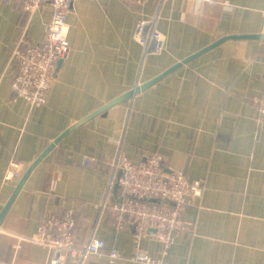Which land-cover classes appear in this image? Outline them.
Segmentation results:
<instances>
[{
    "label": "crops",
    "instance_id": "1",
    "mask_svg": "<svg viewBox=\"0 0 264 264\" xmlns=\"http://www.w3.org/2000/svg\"><path fill=\"white\" fill-rule=\"evenodd\" d=\"M76 0L68 12L70 52L47 104L14 99L12 52L25 37L42 40L52 10L29 16L21 3L0 1V264H48L49 248L20 237L35 234L46 215L73 209L83 242L102 244L84 264H139L132 228L116 229L101 206L113 163L159 152L168 173L184 171L205 190L186 212L194 231L170 250L174 264H264V121L253 100L264 94V0ZM158 14L165 50L149 53L136 40L140 20ZM231 35L154 86L93 117L52 149L15 194L21 178L4 182L11 158L23 176L60 136L86 116ZM92 159L91 167L83 165ZM143 249L159 256L152 235ZM123 257L114 263L109 250ZM65 264H79L67 256Z\"/></svg>",
    "mask_w": 264,
    "mask_h": 264
},
{
    "label": "built area",
    "instance_id": "2",
    "mask_svg": "<svg viewBox=\"0 0 264 264\" xmlns=\"http://www.w3.org/2000/svg\"><path fill=\"white\" fill-rule=\"evenodd\" d=\"M6 4L21 3L22 10L32 16L47 5L52 14L42 40L29 42L23 37L12 52L11 89L14 99L27 101L32 108L47 104L60 62L67 57L71 46L68 39V12L76 0H0ZM139 8L150 0H124ZM213 6L214 0H203ZM158 14L139 21L136 40L149 53L160 54L165 50V39L157 27ZM256 117L264 121V94L253 100ZM165 156L152 153L144 159L134 160L120 151L113 163L108 184V196L114 200L104 203L116 229L132 228L135 252L130 258L139 264H174L169 258L170 250L181 233L194 231L193 222L185 214L198 209L197 199L205 190L203 182L191 180L186 170L168 173L165 170ZM83 165L91 167L92 159L84 157ZM23 163L16 157L7 166L4 182L23 177ZM116 190L118 195H116ZM79 218L73 209L62 215L44 216L37 231L30 237H20L19 245L26 242L49 248L48 264H65L69 255L84 264L91 256L100 253L102 244L91 238L85 242L79 234ZM152 235L161 244L160 255L147 253L142 246L143 239ZM111 263L123 254L117 248L108 253Z\"/></svg>",
    "mask_w": 264,
    "mask_h": 264
},
{
    "label": "water",
    "instance_id": "3",
    "mask_svg": "<svg viewBox=\"0 0 264 264\" xmlns=\"http://www.w3.org/2000/svg\"><path fill=\"white\" fill-rule=\"evenodd\" d=\"M249 38H261L258 35H231V36H227L224 37L218 41H216L215 43H213L212 45L208 46L207 48H205L204 50H201L200 52L186 58L185 60H183L182 62L174 65L172 68L168 69L166 72H164L163 74L159 75L158 77L150 80L149 82L142 84L140 86H137L135 89L127 92L126 94H123L122 96L116 98L115 100L109 102L108 104H106L105 106H103L102 108H100L99 110L93 112L92 114H90L89 116H86L85 118H83L81 121H79L77 124H75L72 128H70L69 130H67L66 132H64V134L62 136H60L51 146H49V148L43 152V154H41V156H39V158L34 162V164H32L30 166V168L26 171V173L24 174V176L21 178L20 184L18 186V188L16 189L15 194H17L21 188L23 187V185L25 184L26 180L28 179L29 175L32 173V171L35 169V167L41 163V161L52 151V149L65 137V135L69 134L72 130L80 127L81 125H83L84 123H86L87 121H89L90 119H92L93 117L99 115L100 113L108 110L109 108H112L120 103H123L129 99H132L136 94L141 93L143 91H145L146 89L154 86L155 84H157L159 81H161L162 79H164L165 77H167L168 75H170L171 73H173L175 70H177L178 68H180L182 65L188 63L189 61L193 60L194 58L202 55L203 53H205L206 51L224 43L225 41L228 40H240V39H249Z\"/></svg>",
    "mask_w": 264,
    "mask_h": 264
},
{
    "label": "trees",
    "instance_id": "4",
    "mask_svg": "<svg viewBox=\"0 0 264 264\" xmlns=\"http://www.w3.org/2000/svg\"><path fill=\"white\" fill-rule=\"evenodd\" d=\"M116 195H118V192H117V190H116Z\"/></svg>",
    "mask_w": 264,
    "mask_h": 264
}]
</instances>
